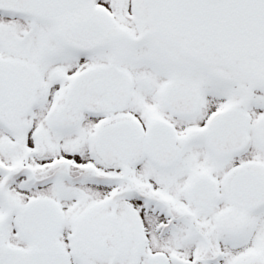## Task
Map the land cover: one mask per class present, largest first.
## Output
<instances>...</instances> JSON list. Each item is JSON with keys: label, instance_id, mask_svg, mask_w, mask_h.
Instances as JSON below:
<instances>
[{"label": "snow or ice", "instance_id": "snow-or-ice-1", "mask_svg": "<svg viewBox=\"0 0 264 264\" xmlns=\"http://www.w3.org/2000/svg\"><path fill=\"white\" fill-rule=\"evenodd\" d=\"M0 264H264V0H0Z\"/></svg>", "mask_w": 264, "mask_h": 264}]
</instances>
